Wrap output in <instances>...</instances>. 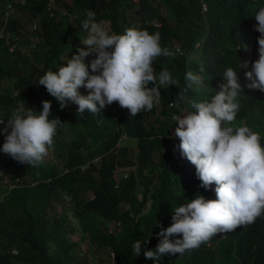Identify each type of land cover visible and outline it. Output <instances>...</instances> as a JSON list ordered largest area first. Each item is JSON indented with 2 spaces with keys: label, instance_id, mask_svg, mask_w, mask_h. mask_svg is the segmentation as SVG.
Segmentation results:
<instances>
[{
  "label": "trees",
  "instance_id": "16d2710c",
  "mask_svg": "<svg viewBox=\"0 0 264 264\" xmlns=\"http://www.w3.org/2000/svg\"><path fill=\"white\" fill-rule=\"evenodd\" d=\"M52 2L60 8H53ZM261 7L264 0H0V120L6 123L20 104L39 115L42 101L49 100V119L63 122L48 155L34 167L2 151L5 133L0 124V180L6 174L14 184L0 188V264H92L76 250L82 241L105 247L109 264H157L143 253L156 248L160 239L156 233L172 223L174 209L199 194L217 198L215 184L208 190L200 187L195 166L177 158L180 140L174 135L178 124L173 116L195 111L191 100L210 102L224 71L232 67L242 89L230 126L249 127L259 133L264 146V92L247 87L245 75L252 67L248 58L259 55L261 34L255 28V14ZM88 10L96 13V22L108 23L110 33L123 34L129 28L159 32L161 47L175 54L153 61L154 75L167 70L178 85L161 86L157 80L160 102L150 111L130 118L115 101L96 114L87 109L79 113L75 103L60 109L38 84L47 71L58 72L62 56L85 37L82 21ZM24 12L36 20L31 31L24 29L28 20L21 17ZM30 36L36 38L25 52ZM27 65V72L18 71ZM188 72L199 75L203 83L185 92ZM5 78L12 81L2 85ZM78 91L86 96L89 90ZM181 92L187 99L179 100ZM68 117L80 129L63 154L60 137ZM129 139H135L134 157ZM89 190L92 196L86 198ZM137 240L139 256L132 250ZM158 264H264V214L254 223L217 233L183 255L165 254Z\"/></svg>",
  "mask_w": 264,
  "mask_h": 264
},
{
  "label": "clouds",
  "instance_id": "9594fccd",
  "mask_svg": "<svg viewBox=\"0 0 264 264\" xmlns=\"http://www.w3.org/2000/svg\"><path fill=\"white\" fill-rule=\"evenodd\" d=\"M95 16L88 10L82 21L88 35L81 42L87 47L77 46V53L58 72L47 71L38 84L57 100L60 109L75 103L79 113L87 109L96 114L115 101L130 111V118L150 111L154 103L160 102L157 80L161 86L178 85L167 70L158 77L154 75L153 61L161 55L175 54L161 47L159 32L149 34L147 30L129 28L123 34L110 33ZM255 19V28L261 34L257 38L259 55L245 75L250 81L247 87L264 92V7ZM93 54L94 58L86 63L85 58ZM185 79V92L203 83L193 72H188ZM149 82L153 86L149 87ZM80 87L89 90L86 96L79 93ZM218 88L210 102L189 101L195 111L178 116L174 132L180 140L181 156L196 168L200 187L208 190L215 184L217 198L206 199L199 194L174 209L172 223L167 228L161 226L156 233L160 237L156 248L143 253L157 264L165 254L183 255L217 233L254 223L264 214V146L260 135L247 126H230L236 119L239 104L235 101L242 89L237 71L228 67ZM178 98L187 99L184 92ZM42 105L39 115L20 104L6 123L0 120L5 133L2 151L31 167L43 162L57 127L63 124L59 118L49 119L51 101L44 100ZM144 242L148 243L147 238ZM132 250L139 256L141 241H135Z\"/></svg>",
  "mask_w": 264,
  "mask_h": 264
},
{
  "label": "rangeland",
  "instance_id": "374dc122",
  "mask_svg": "<svg viewBox=\"0 0 264 264\" xmlns=\"http://www.w3.org/2000/svg\"><path fill=\"white\" fill-rule=\"evenodd\" d=\"M20 1H23V0H20ZM53 6V8L55 9H59L60 8V5L59 4H55L52 2L51 4ZM15 9L13 10V13H14ZM27 16V17H26ZM21 17L23 19L27 18L28 19V15L27 13H22L21 14ZM131 17H132V20L134 22V25L137 26L138 24V21H137V17L135 16L134 13H131ZM36 21V20H35ZM34 20H30L28 19L26 23H24L25 25V30L26 31H31V29L34 28V23L36 24ZM102 26L106 27L108 30H109V26H108V23L106 21H101L99 22ZM2 31V27L0 25V32ZM88 35V33H86L85 37H82V39L86 38ZM36 37H33V36H30L29 40L26 42V44L24 45V51L27 52L30 48L31 45V41L33 39H35ZM79 40V44L78 46L80 47L81 46H84L85 48L87 47L86 45L82 44L81 40ZM23 45H21L22 47ZM256 52V51H255ZM75 53H77V47L76 49H72V50H69L67 53H65L63 56H62V59H61V63L60 65L58 66V70H59V67L60 66H63L66 64V61L72 56L74 55ZM94 58V54L93 55H89L87 57V59H93ZM256 59H258V57L254 56V57H249L248 60L250 62L253 63V61H255ZM30 65H27V66H22L18 71L20 73H24V72H27L28 69H29ZM12 80L9 79V78H5L4 80H2L1 84L4 85V84H8L10 83ZM115 108H117L116 106H114ZM89 111V110H88ZM127 114L130 113V111L128 109H126V112ZM179 116V114L177 113L176 115H174L173 117L174 118H177ZM73 119H71V117H68L67 120H66V123H65V127H64V130L61 134V151L63 154H65V151H66V144L68 143V141H70L71 139L75 138L77 132L79 131L80 129V124L77 122V121H72ZM128 148H129V153L130 155H132L133 157L135 156V152H136V147H135V139H129L128 140ZM177 158L179 160L182 161H185L186 158L182 157L181 156V153H180V149L177 150ZM94 163H96L97 165L99 164V157H96L94 160ZM134 166H132L131 168H133ZM120 170V168H118L117 172ZM117 172L115 173V176H116V179L118 178V174ZM5 184H8L9 186H13V183H11L10 179L8 178V176L5 174L2 179L0 180V188L2 186H4ZM137 187H140V184L137 183L136 185ZM86 195V198L88 197H91L92 196V193L91 191H87L85 193ZM64 199H68L69 196L67 195V193H63L61 195ZM55 206H56V211H60L61 210V203L59 201H57L56 203H54ZM123 204H121L122 206ZM69 236L72 238V239H77V235L76 234H73V233H69ZM78 253L80 255H83L85 256V258L90 261L92 264H109L108 263V253H107V250L105 249V247H102V248H97L95 246V244H91L89 243L88 241H82L80 243L79 246H77V249Z\"/></svg>",
  "mask_w": 264,
  "mask_h": 264
},
{
  "label": "built area",
  "instance_id": "2783aa9c",
  "mask_svg": "<svg viewBox=\"0 0 264 264\" xmlns=\"http://www.w3.org/2000/svg\"><path fill=\"white\" fill-rule=\"evenodd\" d=\"M11 5L10 4H7V7H10ZM203 8H205V6H203ZM9 10L7 9L5 12H4V14L6 15V16H8L9 15ZM51 13H53V12H51ZM34 27H35V25H34ZM3 35V32L1 31L0 32V37ZM88 165V163H86L85 165H81V168H84L85 166H87ZM123 176H126V172H124L123 173ZM14 185V184H13ZM12 252H16V249L14 248V249H12Z\"/></svg>",
  "mask_w": 264,
  "mask_h": 264
}]
</instances>
